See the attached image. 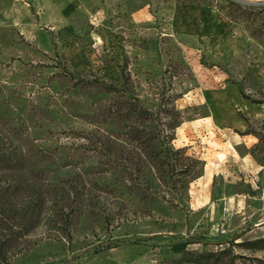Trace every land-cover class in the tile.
<instances>
[{"label":"rangeland","instance_id":"obj_1","mask_svg":"<svg viewBox=\"0 0 264 264\" xmlns=\"http://www.w3.org/2000/svg\"><path fill=\"white\" fill-rule=\"evenodd\" d=\"M263 218L264 0H0V264H174Z\"/></svg>","mask_w":264,"mask_h":264},{"label":"trees","instance_id":"obj_2","mask_svg":"<svg viewBox=\"0 0 264 264\" xmlns=\"http://www.w3.org/2000/svg\"><path fill=\"white\" fill-rule=\"evenodd\" d=\"M121 77L123 81L126 80V78L123 77V74L121 75ZM175 126H177V124L172 125L171 128ZM172 138L173 137H171L170 139ZM176 152L178 151H172L170 147H165L164 149H159L158 151H156L155 155L164 158H170L171 153ZM165 166L170 174L174 172L175 165L171 164V161L169 163H165ZM187 169L188 168L185 167L183 168V170L179 169V171L185 172ZM231 245L242 247L245 250L264 251V236L253 238L251 240L240 241L237 243H233L231 241L228 248L221 249L216 252L207 253H197L192 250H187V242H178L174 243L170 247V252L172 254L181 255V260L176 261L174 264H236V260L242 256L234 255L231 251ZM2 256L3 253L2 251H0V257Z\"/></svg>","mask_w":264,"mask_h":264},{"label":"crops","instance_id":"obj_3","mask_svg":"<svg viewBox=\"0 0 264 264\" xmlns=\"http://www.w3.org/2000/svg\"><path fill=\"white\" fill-rule=\"evenodd\" d=\"M252 230L255 232L254 238L264 236V218L258 222L252 223Z\"/></svg>","mask_w":264,"mask_h":264}]
</instances>
